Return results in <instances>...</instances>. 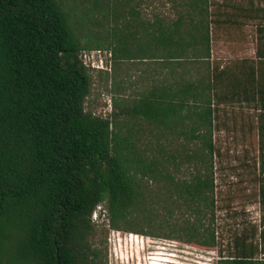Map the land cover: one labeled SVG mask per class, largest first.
<instances>
[{"label": "trees", "instance_id": "1", "mask_svg": "<svg viewBox=\"0 0 264 264\" xmlns=\"http://www.w3.org/2000/svg\"><path fill=\"white\" fill-rule=\"evenodd\" d=\"M165 1L176 19L159 12L141 20L129 8L135 23L120 30L116 20L124 13L112 5V65L120 57L143 60L140 72L150 81L128 102L114 101L137 119L120 122L121 134L115 111L103 117L85 108L92 70L79 58L84 49L111 45L102 31L106 2L78 8L74 0H0V264H104L106 254L91 240L92 213L101 204L112 228L159 230L196 247L216 246L213 73L176 71L209 56L210 0ZM184 20L188 28L180 27ZM146 134L157 139L142 140ZM169 136L183 139L171 152L158 140L172 144ZM191 159L201 168L174 173ZM259 195L263 204L262 185ZM137 214L146 227H137ZM259 237V245L246 246L235 236V253L217 264H264L255 256L264 251V226Z\"/></svg>", "mask_w": 264, "mask_h": 264}, {"label": "rangeland", "instance_id": "2", "mask_svg": "<svg viewBox=\"0 0 264 264\" xmlns=\"http://www.w3.org/2000/svg\"><path fill=\"white\" fill-rule=\"evenodd\" d=\"M78 8H83L84 5H91L93 0H74ZM82 1V3H80ZM105 10L107 15L103 18L102 31H107L112 40L110 46L97 48L99 54L96 53L95 60L103 59L109 66L107 75L98 71H92V85L90 94L88 95L85 108L92 111L93 114L98 113L111 103L110 113L115 111L119 113V106L115 102L120 103L125 99L134 97L135 92L145 85L149 84L147 75L140 71L143 68L142 61L133 59L119 62L118 66L112 65L114 60L111 56V48L115 45V34L112 33L111 26H114L112 5L117 13H124L123 16L117 18L116 27L118 30L123 28V23H135L134 18L127 13L129 8L139 12L136 18L141 20H151L157 12L169 15L172 13L171 5L165 0H128L127 5H120L116 0H104ZM123 1V0H118ZM238 3L237 0H210V14L212 21L216 18L218 21L222 19L227 2ZM250 4V0H249ZM255 14L257 15L254 21L255 26L264 25V0H253ZM115 6V7H114ZM105 12V11H104ZM218 13V15H217ZM135 18V19H136ZM97 27H94L95 30ZM79 39L83 42L86 30L78 28ZM216 33L214 27L212 36ZM94 49V48H93ZM118 61V60H117ZM112 66V67H111ZM144 77L143 80L139 76ZM128 96V98H125ZM115 101V102H114ZM110 113L108 115L110 117ZM117 119L113 123L114 130L119 133H124L126 128L120 122L126 124L137 122V119L131 118L128 115L117 114ZM218 136V135H217ZM215 136L213 131L212 139L215 147V152L212 157L213 161V177L215 184V208H214V223L215 235L217 236L216 246L211 248H203L192 246L188 242H184L174 237L165 236L161 231L153 229L157 234L135 232L125 229L112 228L109 224L107 215L104 211V204L98 205L94 211L92 222L94 224L92 242L100 246L106 254L104 264H197L198 260L207 261L208 257H213V261L217 264L220 257L232 255L236 251L234 246V238L245 237V244L259 245L260 230L264 226V203H260V195L258 192V184L255 173L248 176L249 173L243 170L240 166L249 157V165L255 164L257 161V146L245 147L230 144L229 139L222 143V139ZM156 137H150L148 134L142 137V140H151L154 142ZM172 144L166 143L163 138L159 139L164 144L166 151H172L179 147L183 139H175ZM187 148L194 147L192 143L185 144ZM253 152V155L251 154ZM177 151L173 155H178ZM244 155V156H243ZM240 157V158H239ZM177 161L180 156H177ZM179 168L174 171L178 176L189 175L190 172H195L200 169L199 162L195 159L182 162L178 165ZM137 227H146L144 225V217L142 214L135 216ZM147 230V231H151ZM168 243H165V242ZM174 243V244H173ZM147 256H156V258H147ZM258 259H264V251L260 250L255 255ZM203 264V263H200Z\"/></svg>", "mask_w": 264, "mask_h": 264}, {"label": "crops", "instance_id": "3", "mask_svg": "<svg viewBox=\"0 0 264 264\" xmlns=\"http://www.w3.org/2000/svg\"><path fill=\"white\" fill-rule=\"evenodd\" d=\"M237 2L224 4V11L219 13L223 14L220 21L216 18L212 21L209 8V56L197 58L196 63L176 67V71L187 75L197 73L203 77L213 73L211 105L214 108L215 136H220L224 144V140L229 139L232 141L230 144L240 147L257 146L256 166L249 165L247 155L246 159L241 160L243 163L240 166L249 173L248 176L255 173L259 192L260 186L264 187V25L256 27L254 24L257 15L253 0H250V4L249 0ZM166 16L170 20L177 17L174 11ZM180 27L188 28L189 20H184ZM213 27L216 31L214 36ZM259 27L262 29L260 32L257 30ZM186 53L189 54V49ZM123 61L127 59L120 57L118 65ZM150 61L149 77L153 81L158 74L154 59ZM158 61L166 63L163 58ZM169 70L164 68L162 72Z\"/></svg>", "mask_w": 264, "mask_h": 264}, {"label": "built area", "instance_id": "4", "mask_svg": "<svg viewBox=\"0 0 264 264\" xmlns=\"http://www.w3.org/2000/svg\"><path fill=\"white\" fill-rule=\"evenodd\" d=\"M96 53L99 54V50H97V49L85 50L84 49V50H82L80 52L79 58L82 61V63L86 67L90 68L92 71L93 70H95V71L109 70V66L105 63V61L103 59L100 58L98 60H95ZM110 106H111V103L107 104V106L101 111V113L99 112L98 115L99 116H103V117H107L108 112L111 111ZM93 215H94V212L92 213V217H93ZM165 243H168V242H165ZM147 258H156V256H147ZM197 262H198L197 264H200V263H203V264H215L214 261H213V257H208L207 261L198 260Z\"/></svg>", "mask_w": 264, "mask_h": 264}]
</instances>
